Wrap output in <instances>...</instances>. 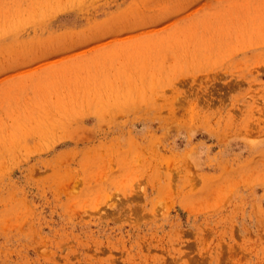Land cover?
<instances>
[{"label":"rangeland","instance_id":"1","mask_svg":"<svg viewBox=\"0 0 264 264\" xmlns=\"http://www.w3.org/2000/svg\"><path fill=\"white\" fill-rule=\"evenodd\" d=\"M0 264H264V0H0Z\"/></svg>","mask_w":264,"mask_h":264}]
</instances>
